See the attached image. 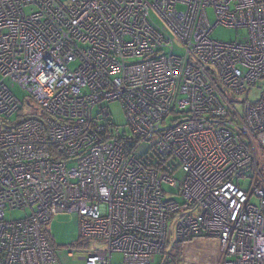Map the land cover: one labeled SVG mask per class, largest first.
<instances>
[{
    "label": "built area",
    "instance_id": "2783aa9c",
    "mask_svg": "<svg viewBox=\"0 0 264 264\" xmlns=\"http://www.w3.org/2000/svg\"><path fill=\"white\" fill-rule=\"evenodd\" d=\"M260 79L264 0H0V264H54L74 214L107 245L85 264H264V93L241 116L221 88Z\"/></svg>",
    "mask_w": 264,
    "mask_h": 264
},
{
    "label": "rangeland",
    "instance_id": "374dc122",
    "mask_svg": "<svg viewBox=\"0 0 264 264\" xmlns=\"http://www.w3.org/2000/svg\"><path fill=\"white\" fill-rule=\"evenodd\" d=\"M67 1V0H63ZM209 21L212 25L216 23V15L213 8L207 10ZM153 18L158 21L157 17L153 15ZM247 30H235L228 29L222 26L217 27L211 35L212 40L220 43H232V42H242L247 36ZM71 69H75V65L71 66ZM10 85V82L8 83ZM221 85V84H219ZM222 90L228 95L231 102L234 103L235 109L237 112L243 116L245 104H255L258 102L264 93V79H260L256 82L255 85L250 87L248 95L244 96H233L231 92L221 85ZM14 94L21 100H27V94L21 87L16 86L12 90ZM32 105L35 107V103L32 101ZM37 109H39L36 106ZM107 108L111 114V120L120 127L121 133L124 131L129 132L127 128V120L125 112L119 103H110L107 104ZM26 113L30 112L37 116L40 115L39 111H35L29 107L24 109ZM175 118L172 115L169 118L168 123H172ZM17 119V118H15ZM240 184L244 190H250L251 181L249 179H241ZM164 190L168 195L178 194L177 189H173L169 186H164ZM254 202V201H253ZM255 203V202H254ZM30 211H13L6 214V219L8 221H21L27 218L30 215ZM177 226V221L170 220L168 225V235L170 242L174 239V231ZM47 236L50 240V243L54 249L56 255V262L54 264H85L84 259L90 253H103L107 251V245L98 241H89L85 242L82 246H77L81 242L80 234V218L77 215H61L58 216L54 221L45 228ZM198 244H203L198 242ZM171 247L168 248V252H172ZM70 253H73L71 256ZM115 263H121L122 257L120 255H115L113 258ZM162 261L161 257L156 258V264H159Z\"/></svg>",
    "mask_w": 264,
    "mask_h": 264
},
{
    "label": "trees",
    "instance_id": "16d2710c",
    "mask_svg": "<svg viewBox=\"0 0 264 264\" xmlns=\"http://www.w3.org/2000/svg\"><path fill=\"white\" fill-rule=\"evenodd\" d=\"M21 117H22V116H21ZM80 241H81V242H79V243L77 244L78 247H79V246H82V245L85 244V242H83L82 239H81Z\"/></svg>",
    "mask_w": 264,
    "mask_h": 264
}]
</instances>
